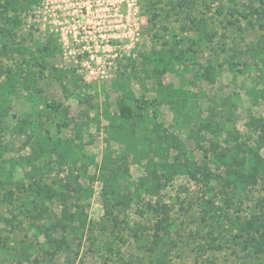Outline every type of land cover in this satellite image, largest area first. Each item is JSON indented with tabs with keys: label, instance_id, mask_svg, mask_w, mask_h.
Masks as SVG:
<instances>
[{
	"label": "rangeland",
	"instance_id": "obj_1",
	"mask_svg": "<svg viewBox=\"0 0 264 264\" xmlns=\"http://www.w3.org/2000/svg\"><path fill=\"white\" fill-rule=\"evenodd\" d=\"M168 50L180 62L157 80L146 57ZM259 53L258 0H36L0 13V264H264L240 229L264 226V174L235 188L222 163L232 155L243 173L253 164L264 125ZM207 65L214 80L195 79ZM159 85L183 92L182 114ZM127 107L129 121L113 124ZM25 120L31 137L71 141L72 157L40 160L32 173L29 140L16 130ZM151 135L183 142L196 179L173 176L154 190L163 161L138 143ZM162 148L171 162L176 152ZM103 164L120 170L119 198L106 202ZM146 176L151 193L139 185ZM63 205L83 210L85 226L62 220Z\"/></svg>",
	"mask_w": 264,
	"mask_h": 264
},
{
	"label": "trees",
	"instance_id": "obj_2",
	"mask_svg": "<svg viewBox=\"0 0 264 264\" xmlns=\"http://www.w3.org/2000/svg\"><path fill=\"white\" fill-rule=\"evenodd\" d=\"M261 5H264V0H258ZM36 2V0H0V13L6 14L7 12H16V11H22L26 10L31 5ZM262 55V56H261ZM263 57V53H259L257 57ZM181 55L180 53L174 54L173 51H164L160 53H152L150 56L146 57L147 62L150 64L152 71L151 75L154 76L155 79H159L163 76L166 70H169L173 68L176 64L180 62ZM1 75V72H0ZM195 79H202L205 81L212 82L215 78L214 76V68L211 65H207L206 67H203L200 71L196 72L194 74ZM159 91H161L164 95V97L167 99L168 104L170 107L177 112L178 114H182L185 105L184 99L182 101H179L180 96L183 97V92L178 89H173L170 86H162L159 85L158 88ZM179 97V98H178ZM135 107L137 109L141 108L143 106H140L139 100H134ZM132 111H130V108L127 107L126 111L122 113L121 117H113L111 118V122L114 124L118 119L122 121V124L126 121H129V118H131L133 115ZM138 115V113H136ZM157 117L158 114H155ZM69 124H65L64 126H68ZM258 127L261 129V135L258 137L256 149L253 150L251 148L249 150L253 164L249 168L248 173H243L240 168L244 162L238 161L234 156L232 155H226L223 160V164L226 166V175H227V182L226 184H229L230 186L237 187L239 184H249L250 182L253 183L256 176L259 174H264V160L258 155L257 151L259 149L264 148V125L261 121L258 122ZM80 128V127H79ZM16 130L25 135L27 139L29 140V146H30V154L26 158V164L31 166L32 173H34L37 169V167L34 166V163L40 162V160H46L51 159L52 156L55 157V160L57 164L60 166H63L66 162V160L72 157V146L71 141H64L60 139H50L49 137H43V136H36L34 135L31 137L28 134L29 130L32 129V125L29 121H18ZM81 129H77L75 138H80ZM153 132V133H152ZM154 132L159 133L160 128L153 129L150 134H154ZM135 135V128L131 129L130 131H120L118 134V139L116 142L125 144L128 138H132ZM138 143L144 144L143 146L147 147L148 153L151 152L155 156H158L163 162L160 166L161 170V176L158 178L157 181L153 183L154 190H159L160 187L165 185L166 183L170 182L173 178V176H188L191 179H196V172L197 169H195V165L191 159V154L188 153L186 146L183 142H181L176 137H169L165 141L161 138V136H148L140 137V141ZM165 143L166 146L173 149L176 154L173 156V160L170 162L168 161V158L164 156V152L166 151L164 148L162 150L160 149L162 147V144ZM129 147H132L133 149L137 150V146L132 144L130 142ZM252 152V153H251ZM147 156V155H146ZM137 158L135 156V160L137 161ZM107 159V157H105ZM150 160V159H148ZM102 171L101 174V182H102V188H101V198L106 202L110 198L115 199L119 198V194L121 192L120 186H118L117 182L120 178V170L119 167H110L107 168L105 165H102ZM157 173V170H153L151 174L155 175ZM161 178V181L159 180ZM152 180L146 177H142L139 181V185L142 187L141 189L147 190L149 193H151L150 189V182ZM72 182V181H71ZM71 182L69 185L71 186ZM75 182V181H74ZM162 183V185H161ZM65 186L66 194H70V186ZM41 189L42 195L47 198L51 199L55 195L50 193V190L48 187L44 186ZM81 190V187L77 185V188L74 189V192H77ZM63 199L67 198V195H62ZM65 202V201H64ZM63 216L62 220H68L71 223L77 222L80 227H84L87 220V215L85 212L79 207H74L73 212H69L66 205H63ZM248 228L245 229V227L242 225L240 229L246 230V232L250 235L251 240L253 241V247L255 248L256 252L261 253L264 251V226L260 224L259 221L255 219L254 223H248ZM253 231L251 234L250 232ZM46 236L50 238V230L45 231Z\"/></svg>",
	"mask_w": 264,
	"mask_h": 264
},
{
	"label": "built area",
	"instance_id": "obj_3",
	"mask_svg": "<svg viewBox=\"0 0 264 264\" xmlns=\"http://www.w3.org/2000/svg\"><path fill=\"white\" fill-rule=\"evenodd\" d=\"M92 58H93V57H92ZM92 58H91V59H92ZM88 65H89V64L87 63V64H86V65H84V66H86V67H88V68H89V66H88ZM91 72H92V71H91V69H90V73H91Z\"/></svg>",
	"mask_w": 264,
	"mask_h": 264
}]
</instances>
